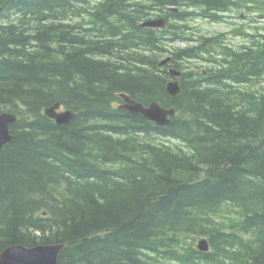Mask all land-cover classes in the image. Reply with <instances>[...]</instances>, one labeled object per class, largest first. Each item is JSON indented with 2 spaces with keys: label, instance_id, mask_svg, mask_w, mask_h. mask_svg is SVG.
<instances>
[{
  "label": "trees",
  "instance_id": "1",
  "mask_svg": "<svg viewBox=\"0 0 264 264\" xmlns=\"http://www.w3.org/2000/svg\"><path fill=\"white\" fill-rule=\"evenodd\" d=\"M242 12L264 21V0H0V113L17 117L0 150V254L63 244L58 264H264V27L188 35L196 16ZM158 17L165 29L141 27ZM121 94L176 114L158 126ZM56 103L68 125L44 114Z\"/></svg>",
  "mask_w": 264,
  "mask_h": 264
},
{
  "label": "water",
  "instance_id": "2",
  "mask_svg": "<svg viewBox=\"0 0 264 264\" xmlns=\"http://www.w3.org/2000/svg\"><path fill=\"white\" fill-rule=\"evenodd\" d=\"M165 26L164 18L150 20L142 24V27L157 29H163ZM170 60L171 58L165 59L161 63V66L166 65ZM170 73L173 77H179L181 75V72L176 70H171ZM167 90L172 96H177L181 91L179 81H171L167 86ZM121 98L124 102L121 106L122 109L132 114H141L146 120L154 122L159 126L168 125L170 123V117L176 113L174 109H165L158 103H152L148 107H145L131 99L127 94H122ZM59 107L60 105L57 104L47 109L46 114L56 119L59 125H67L73 118V115L70 112L57 114L56 109ZM16 120L17 117L10 113L0 115V150L12 141L10 127ZM64 247L63 244L38 245L32 248H27L22 245L10 246L0 254V264H58L60 254ZM197 247L202 252H207L210 248L207 239L200 240Z\"/></svg>",
  "mask_w": 264,
  "mask_h": 264
},
{
  "label": "rangeland",
  "instance_id": "3",
  "mask_svg": "<svg viewBox=\"0 0 264 264\" xmlns=\"http://www.w3.org/2000/svg\"><path fill=\"white\" fill-rule=\"evenodd\" d=\"M242 15H245L242 17ZM247 13H233V16L229 18L227 24H216L211 22L202 21L200 16H196L195 19H191L193 21H189V26L191 27V30L188 32V35H193L192 33H195V36H199L201 34H211V35H217L218 33H224L231 31L232 27H239L240 25H244L245 29L256 31V27H264V21L255 19V16H248ZM233 45L240 46L244 43L243 38H234ZM187 45L186 42L183 44L175 45L176 47H185ZM264 86V83L262 84V87Z\"/></svg>",
  "mask_w": 264,
  "mask_h": 264
},
{
  "label": "bare ground",
  "instance_id": "4",
  "mask_svg": "<svg viewBox=\"0 0 264 264\" xmlns=\"http://www.w3.org/2000/svg\"><path fill=\"white\" fill-rule=\"evenodd\" d=\"M170 10H173V11H178L179 9L178 8H170ZM157 11H155V12H153V14H152V16L156 13ZM161 14V12H157V15H160ZM160 18H162V17H160ZM202 21H206V22H211L208 18H202L201 19ZM142 24H143V22L141 23V27H142ZM165 25H166V21H165ZM154 29H156V28H154ZM165 29V28H164ZM224 38V37H223ZM184 43V41H181V42H178V43H175L174 45H172V47H176L175 45H179V44H183ZM186 43H190V44H195V42L193 41V40H188V41H186ZM191 46V45H190ZM176 48H178V47H176ZM169 58H171V56H169ZM162 63V62H161ZM169 63V62H168ZM197 65L199 66V67H202V68H205L208 64L206 63V62H204V61H198V63H197ZM160 66H161V64H160ZM165 66V65H164ZM171 70H175V69H171ZM170 70V71H171ZM176 71H178V70H176ZM180 72V71H179ZM170 75H171V73H170ZM181 75H182V72H181ZM180 75V76H181ZM172 76V75H171ZM180 76L179 77H173L172 78V80L171 81H175V80H177V81H179V78H180ZM170 81V82H171ZM169 82V83H170ZM168 83V84H169ZM168 84H167V86H168ZM179 84H180V81H179ZM180 89H181V87H180ZM168 91V90H167ZM181 92V91H180ZM169 93V92H168ZM170 94V93H169ZM180 94V93H179ZM178 94V95H179ZM171 95V94H170ZM177 95V96H178ZM174 97V96H173ZM176 97V96H175ZM131 98V97H130ZM132 99V98H131ZM153 103H157V102H153ZM57 104H59L60 105V107L59 108H57L56 109V113L57 114H61V113H66V112H70L72 115H73V118L75 117V113H73L71 110H68V109H66L62 104H60V103H56V104H54V105H52L51 107H53V106H55V105H57ZM141 104V103H140ZM152 104V103H151ZM159 104V103H158ZM150 105V104H149ZM148 105V106H149ZM144 106V105H143ZM148 106H145V107H148ZM51 107H49V108H47V109H50ZM164 108V107H163ZM47 109H45V111H44V114L47 116V117H49L47 114H46V110ZM166 109V108H165ZM124 110V109H123ZM170 110V109H169ZM128 112V111H127ZM4 113H6V112H4ZM4 113H0V115L1 114H4ZM130 113V112H129ZM141 115V114H140ZM143 116V115H142ZM51 120H53V121H55V123L57 124V125H59L58 123H57V120L56 119H54V118H51V117H49ZM72 118V119H73ZM71 119V120H72ZM70 120V121H71ZM148 121V120H147ZM151 122V121H150ZM70 123V122H69ZM68 123V124H69ZM154 123V122H153ZM67 124V125H68ZM157 125V124H156ZM59 126H61V125H59ZM63 126H65V125H63ZM159 126V125H158ZM12 135V134H11ZM10 143V142H9ZM8 144V143H7ZM38 246V245H37ZM24 247H26V246H24ZM27 248H32V247H27Z\"/></svg>",
  "mask_w": 264,
  "mask_h": 264
},
{
  "label": "flooded vegetation",
  "instance_id": "5",
  "mask_svg": "<svg viewBox=\"0 0 264 264\" xmlns=\"http://www.w3.org/2000/svg\"><path fill=\"white\" fill-rule=\"evenodd\" d=\"M233 15H231V14H229V15H226V18H227V21L229 20V18H231ZM242 17H244V16H242ZM188 45V44H187ZM186 45V46H187Z\"/></svg>",
  "mask_w": 264,
  "mask_h": 264
}]
</instances>
